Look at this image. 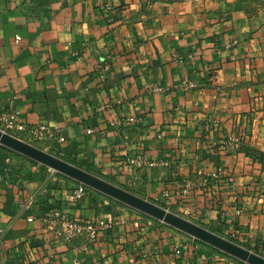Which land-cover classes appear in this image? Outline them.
I'll return each instance as SVG.
<instances>
[{"label":"crops","instance_id":"1","mask_svg":"<svg viewBox=\"0 0 264 264\" xmlns=\"http://www.w3.org/2000/svg\"><path fill=\"white\" fill-rule=\"evenodd\" d=\"M13 109L60 159L263 254L264 0H0ZM78 184L0 159V264H239ZM53 212L113 227L58 240Z\"/></svg>","mask_w":264,"mask_h":264},{"label":"water","instance_id":"2","mask_svg":"<svg viewBox=\"0 0 264 264\" xmlns=\"http://www.w3.org/2000/svg\"><path fill=\"white\" fill-rule=\"evenodd\" d=\"M0 143L43 166H46L74 181L103 193L149 217L161 221L207 245H210L247 264H264V258L254 254L231 241L203 229L153 203L116 187L58 157L52 156L33 146L0 131Z\"/></svg>","mask_w":264,"mask_h":264},{"label":"built area","instance_id":"3","mask_svg":"<svg viewBox=\"0 0 264 264\" xmlns=\"http://www.w3.org/2000/svg\"><path fill=\"white\" fill-rule=\"evenodd\" d=\"M196 84L194 82L190 83H182V87L185 90H190L195 88ZM1 125L5 126L9 129H15L21 132H27L34 137H42L44 134L50 135V131L45 125H37V126H26L22 120L21 115L18 110H10L8 112L2 113L0 116ZM140 159H131L130 163L139 166ZM220 168L215 172L211 173L210 176L212 178H216L217 174L220 173ZM85 186L82 184H78L76 188H74V196L76 199L83 198L85 194ZM52 215L59 219L62 224V229L55 234L56 239H63L65 241H72L75 237L87 233L90 235V238H94L97 233H102L105 231H109L113 227L112 222L105 221L100 218H94L92 216H88L84 219H76L70 217L67 213L62 212H53ZM187 249L186 244H180L175 247V254L180 255L183 250ZM264 254V248H263Z\"/></svg>","mask_w":264,"mask_h":264},{"label":"rangeland","instance_id":"4","mask_svg":"<svg viewBox=\"0 0 264 264\" xmlns=\"http://www.w3.org/2000/svg\"><path fill=\"white\" fill-rule=\"evenodd\" d=\"M0 131H2V132H4V133H6L7 135H10V136H12V137H15V138H17L18 140H20V141H22V142H25V143H27V144H29V145H31V146H33L34 148H37V149H39V150H41V151H43V152H46V153H48V154H50V155H52V156H55V157H58L59 158V155H58V153H57V151H56V149H57V147H55L52 143H49L47 140H45L44 138H41V137H31V136H28L27 134H25V133H23V132H20V131H17V130H15V129H9V128H6L5 126H3V125H0ZM0 159H9V160H16V161H33V160H31V159H29V158H27V157H25V156H23V155H20L19 153H17V152H15V151H13V150H11L10 148H8V147H6L5 145H3V144H1L0 143ZM63 160V159H62ZM157 206H159V205H157ZM167 210V209H166ZM171 212V211H170ZM171 213H173V212H171ZM173 214H175V215H177V216H179V217H181V218H183V219H185V220H187L186 218H184L180 213H173ZM145 216V215H144ZM146 217V216H145ZM149 218V217H148ZM188 221V220H187ZM190 222V221H189ZM192 223V222H191ZM194 224V223H193ZM179 231V230H178ZM180 233H183V232H181V231H179ZM184 235H186V237H189V239H192L193 241H199V240H197V239H194V238H192L191 236H189V235H187V234H185V233H183ZM224 239H226V240H228V241H231V242H233L232 240H230V239H227V238H224ZM201 241H199V244L200 245H205L206 246V244L205 243H203V242H201ZM203 243V244H202ZM234 243V242H233ZM234 244H236V243H234ZM236 245H238V244H236ZM238 246H240V245H238ZM208 247V246H207ZM240 247H242V248H244L243 246H240ZM244 249H246V248H244ZM246 250H248V249H246ZM213 253H214V251H217V253H219V254H223V252H220L219 250H217V249H213L212 248V250H211ZM248 251H250V252H252V253H254V254H257V255H259V256H261V257H263L264 258V254H262L261 252H255V251H252V250H248ZM224 255H226V254H224ZM234 261H238L237 263H239V264H247V263H245V262H242V261H239V260H237V259H234V258H232Z\"/></svg>","mask_w":264,"mask_h":264},{"label":"trees","instance_id":"5","mask_svg":"<svg viewBox=\"0 0 264 264\" xmlns=\"http://www.w3.org/2000/svg\"><path fill=\"white\" fill-rule=\"evenodd\" d=\"M33 162V161H32ZM196 242H198L199 243V241H196ZM201 243V242H200Z\"/></svg>","mask_w":264,"mask_h":264}]
</instances>
